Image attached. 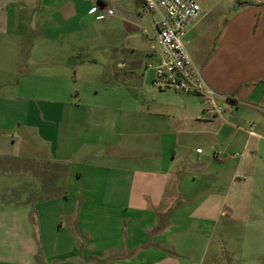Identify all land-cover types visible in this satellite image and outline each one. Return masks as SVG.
<instances>
[{"label": "crops", "instance_id": "obj_1", "mask_svg": "<svg viewBox=\"0 0 264 264\" xmlns=\"http://www.w3.org/2000/svg\"><path fill=\"white\" fill-rule=\"evenodd\" d=\"M238 2L246 7L217 31L212 56L201 43L210 28L204 15L187 35L189 52L207 82L236 110L239 105H264V21L255 26L241 20L247 13L264 17V0ZM154 16L142 0H0V189L29 190L31 198L34 190L42 195L75 187L76 208L59 213L61 227L66 220L75 240L61 263L181 264L170 256L176 254L173 231L187 234L192 226L210 222L205 215L188 213L190 196L238 176L242 166L230 153L238 135L263 136L264 118L258 125L234 117L233 111L231 119L213 118L204 107L190 106L184 97L191 95L157 93L153 87L141 98L129 93V77L139 71L128 72L132 60L118 59L114 52L122 47L132 59L143 58L152 77L150 67L161 60ZM146 18L153 33L144 30V39L140 32ZM104 21L116 29L110 30L113 38L107 43L114 71L99 67L89 50L97 41L96 24ZM5 47L9 56L2 54ZM36 51L40 65L53 68L50 63L55 62L56 70L33 75ZM78 80L82 90L75 97ZM258 126L260 133L254 130ZM230 131L232 139L225 145L220 139ZM198 140L217 146L204 162L190 152ZM39 146L47 152L41 153ZM19 160L27 171L16 169ZM16 197L10 208L0 211L2 237H30L33 224L36 228L35 221H40L27 195ZM62 197L69 202L68 194ZM5 261L12 260L0 263Z\"/></svg>", "mask_w": 264, "mask_h": 264}, {"label": "rangeland", "instance_id": "obj_2", "mask_svg": "<svg viewBox=\"0 0 264 264\" xmlns=\"http://www.w3.org/2000/svg\"><path fill=\"white\" fill-rule=\"evenodd\" d=\"M196 1L202 8V15L205 17L204 25H207V28L210 27L207 29L201 43L204 45L203 48H205L207 56H212L217 51L216 48L218 46L215 37L217 31L225 25L226 21L234 19L238 12L245 9L246 6L240 7L238 0ZM242 17L241 20L255 22V26L264 21V17L259 12L254 14L247 13ZM154 18L157 20V16H154ZM111 29L114 32L116 30L114 27L110 28V25H106L105 21L97 23L93 35V40L97 39V41L89 45L92 58L97 60L99 67L105 65L107 71L116 69V64L108 61L107 57V43L113 38ZM144 30H147L149 34L153 33L147 18L144 21V29L140 32V36L145 39ZM190 50L193 52L195 49L190 46ZM114 53L118 59L126 56L128 60H132L128 62V72L139 71L136 77H129V81L133 82V85H128L129 93L134 91L141 98L143 94L151 92L154 88L152 86V77L143 63L144 59L136 56L132 59V53L124 51L122 47ZM2 54L9 56L8 47L4 48ZM38 54H40L38 51L35 52V55L33 54V61L30 66L33 75H38L40 72L53 68V70H56L58 65L55 62L50 63L53 64V68L40 65L41 58ZM80 57L81 59L85 58L83 56ZM143 73H145V76L142 75ZM135 88L140 91H135ZM73 90L75 97L77 96V91L82 90L79 80L77 83L75 82ZM156 91L157 93H163L157 89ZM169 92L166 91L164 93L168 94ZM173 98L175 99L176 97ZM184 99L191 104L190 106L199 110L206 106L204 100L198 96H185ZM221 102L226 111L223 117L231 119L233 117L231 112L233 111L234 117H240V119L246 120L247 123L254 124L256 122L257 125L263 123L260 119L264 118V105H250L249 107L247 105H239V109L236 110L227 97H224ZM253 106L257 107V109L253 110L251 108ZM245 129L249 130L251 128L246 126ZM254 130L261 132L259 126ZM262 134V138L251 139L249 136L241 134L234 139L237 147L233 148L230 153L237 155L238 161L236 163L242 166L238 176L231 179L228 178L226 181L224 180V182L214 185L212 189L200 192L195 191L197 193L194 192L190 196L192 197L191 204L185 206L188 213L194 217L200 214H202L201 216L205 215L204 218L210 219V222L201 228L192 226L187 234H181L178 229V231H173L170 236L176 252V254H170L171 257H174L173 261L181 264H232L230 260L232 257L234 259L233 264H264V132ZM232 136L233 134L230 131L228 135L220 140L226 145L230 142ZM190 147V152L199 157L201 161L207 160L214 155L217 149L215 142L199 140L193 141ZM39 151L44 154L47 152L41 146H39ZM203 151L206 152V156L202 155ZM221 157L225 159L226 155H221ZM13 162L15 161H10V164L12 165ZM14 166L16 169L24 168L23 170L27 171V166H25L23 160L17 161ZM0 167H3V165H0ZM33 167L30 166V170ZM221 171L223 175L226 174L224 168ZM221 171L218 170L220 173ZM212 172L216 173L217 170H212ZM207 177L206 175L201 178L205 181ZM16 191L7 188L0 189V203L6 202L4 207L0 205V211L2 208H10L12 197L17 195L16 198L22 200V196L26 197L27 195L26 201L32 202L40 221H35L36 228L33 224L30 237L16 236L8 238L7 236L2 237L0 234V262L5 259L13 261H5L0 264H65L61 263L63 262L62 258L65 252H71L74 249L75 240L69 233L70 230H68L69 227L66 220H63L64 227H61L62 219L59 217V213L62 211L71 212L76 208L74 200L78 197V191L73 186L69 190H65L62 187L60 190H45L42 195H38L39 191L34 190L31 191L33 192L31 198H28L30 197L28 195L29 190ZM98 192L101 193L102 191ZM67 194L70 199L68 203H65L62 196ZM40 197L49 199L42 202L39 199ZM197 202L202 203V205L199 206ZM176 208L178 209V207ZM45 222L47 223L45 224ZM39 227L42 232L39 231ZM28 249L31 250V253L28 252Z\"/></svg>", "mask_w": 264, "mask_h": 264}, {"label": "built area", "instance_id": "obj_3", "mask_svg": "<svg viewBox=\"0 0 264 264\" xmlns=\"http://www.w3.org/2000/svg\"><path fill=\"white\" fill-rule=\"evenodd\" d=\"M142 2L147 12L157 16L155 27L161 60L150 67L153 87L160 92L201 97L206 105L204 112L213 118H222L226 113L221 105L224 96L209 85L188 48V32L203 14L200 4L196 0ZM108 15H113V11L109 10Z\"/></svg>", "mask_w": 264, "mask_h": 264}, {"label": "trees", "instance_id": "obj_4", "mask_svg": "<svg viewBox=\"0 0 264 264\" xmlns=\"http://www.w3.org/2000/svg\"><path fill=\"white\" fill-rule=\"evenodd\" d=\"M242 4L251 5L252 3H250V2H243Z\"/></svg>", "mask_w": 264, "mask_h": 264}]
</instances>
